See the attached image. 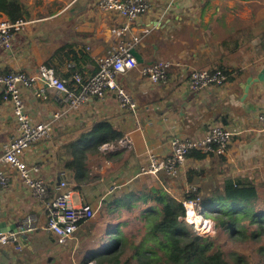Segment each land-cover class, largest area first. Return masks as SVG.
<instances>
[{
    "label": "crops",
    "instance_id": "0c3cea01",
    "mask_svg": "<svg viewBox=\"0 0 264 264\" xmlns=\"http://www.w3.org/2000/svg\"><path fill=\"white\" fill-rule=\"evenodd\" d=\"M56 3L46 17L29 20L11 49L0 47V76L12 70L35 73L48 65L70 85L74 70L84 79L96 74L98 59L108 54L116 38L113 30L121 26L123 18L116 12L100 11L95 0ZM132 29L139 36L134 49L140 62L136 69L120 74L118 82L135 101L134 111L122 109L112 96L90 98L72 110L52 89L47 90V99L36 95L39 84L22 89L31 119L52 123L49 138L22 154V160L34 167L33 174L45 181L52 194L59 181H67L75 204L103 200L115 189L147 180L174 195V178L182 176L180 183L186 188L190 184L185 171L203 170L202 166L212 169L207 174L203 170V176H224L220 183L226 179L264 182V129L256 120L258 112L264 111V0H153ZM157 60H167L171 66L167 79L156 83L143 76L140 67ZM72 62L74 66L68 67ZM214 68L227 74L223 85L189 87L193 69ZM100 121L110 122L121 137L87 153L85 180L75 182L64 168L63 152ZM217 124L235 131L224 155L187 158L175 177L139 174L148 153L163 156L169 151L166 142L171 135L199 139ZM17 131L12 106L0 97V153ZM4 169L9 184L0 188V232L14 228L30 212L37 214L39 225L25 237L22 250L0 246V264L93 263L98 228L87 221L80 223L72 238L59 244L45 227L43 206L19 173L7 166Z\"/></svg>",
    "mask_w": 264,
    "mask_h": 264
},
{
    "label": "built area",
    "instance_id": "2783aa9c",
    "mask_svg": "<svg viewBox=\"0 0 264 264\" xmlns=\"http://www.w3.org/2000/svg\"><path fill=\"white\" fill-rule=\"evenodd\" d=\"M152 1L95 0V5L100 11L116 12L124 21L120 27L113 30L116 36L115 41L108 54L98 59L96 74L87 79L74 70L71 72L69 85L67 79L56 75L54 68L48 65L40 66L35 73L12 70L0 76V97L11 104L18 130L17 134L3 146L0 153V188H6L9 184V175L4 166L18 172L31 195L43 206L46 216L45 227L59 244L72 238L80 223L92 219L96 214V208L85 202L72 203L71 192L65 180L58 182L57 189L55 188L52 194L45 181L33 174L34 167H29L22 160V154L27 148L49 138L52 123L51 121L34 122L31 119L24 106L21 91L39 84L36 95L47 99V90L52 89L60 102L72 110L78 109L90 98L104 99L112 96L122 109L134 111L136 103L130 93L119 84L118 76L138 66L133 50H135L134 45L139 41V36L133 32L132 25L136 18L150 9ZM29 23V20L22 18L11 21L6 17H0V47L11 49L15 36ZM73 66V62L68 64L70 68ZM170 66L171 62L167 60H157L142 65L140 73L152 82H163L168 77L167 71ZM226 79L227 74L218 68L193 69L189 73L188 83L192 90H198L206 86H221ZM256 120L264 129V111L258 112ZM234 134L235 131L232 128L217 124L199 139L178 134L171 135L166 142L169 151L163 156L148 153L146 164L141 166L139 174L152 176L165 174L175 177L190 151L197 150L207 156H222L231 144ZM120 142L123 144V140ZM196 189L197 186H190L185 192L196 191ZM187 203H191L196 212L204 216L198 197L184 200L183 218L186 221ZM38 225L37 214L27 213L20 219L15 230L0 232V246L11 245L16 250H22L26 245L25 237L34 232ZM212 228L213 223L207 231Z\"/></svg>",
    "mask_w": 264,
    "mask_h": 264
},
{
    "label": "trees",
    "instance_id": "16d2710c",
    "mask_svg": "<svg viewBox=\"0 0 264 264\" xmlns=\"http://www.w3.org/2000/svg\"><path fill=\"white\" fill-rule=\"evenodd\" d=\"M1 16L15 21L21 18L30 20L31 14L23 0H0ZM169 72L170 67L167 73ZM120 137L121 134L110 122L100 121L69 143L63 152L65 157L63 165L71 172L72 180L75 182L85 180L87 153L96 152L102 144L116 142ZM205 157L206 154L197 150L187 154V158L192 160H202ZM202 176L203 170L189 168L186 172V181L193 184L195 177ZM200 191V187L197 186L196 191L185 192L183 200L163 188L151 187L150 190L141 193L139 198L144 205L152 202L156 206H151V209L145 208L143 217L149 223L146 241L150 243H146V246L140 249L137 246L136 263L129 258L123 261L118 258L116 252L120 248V240H115L116 237L111 239L115 243L107 244L102 251L92 252L91 257L96 263H101L104 261L102 259L109 256L105 258L109 261L107 264H229L224 258L223 251L214 248V239L204 237L196 231H188L183 222L185 214L183 201L199 197ZM135 194L137 193L132 191L131 195H128ZM257 198V185L253 181L240 183L232 179H226L221 183L211 196L201 198L203 210L211 208L214 211L213 218L219 228L228 231L230 236L241 235L257 244L256 251L260 254L257 262H251L250 257L244 254L234 253L233 264H264V209L256 211L253 209ZM204 217L212 221L210 217L205 215ZM248 226L255 228H251L247 233ZM145 253L148 255L145 256Z\"/></svg>",
    "mask_w": 264,
    "mask_h": 264
},
{
    "label": "rangeland",
    "instance_id": "374dc122",
    "mask_svg": "<svg viewBox=\"0 0 264 264\" xmlns=\"http://www.w3.org/2000/svg\"><path fill=\"white\" fill-rule=\"evenodd\" d=\"M23 1L30 11L31 14L30 20H38L49 15L51 11H54L57 5L56 2H58L59 0H23ZM185 162H187V158ZM185 162L183 164H185ZM201 168L206 171V174L211 172L212 170V169L208 170L204 166H202ZM187 170L185 171V173L187 172ZM214 171L212 172L213 175H214ZM223 178L224 176H221L219 174H216L211 177H207V176H203L200 178L195 177L194 183L190 184L189 187L200 186L201 189V191L199 192L200 198L198 197L200 206H201V198L211 196V194L220 187L221 184L220 182H222L221 179ZM180 179H182V176L178 174L172 181L171 183L173 189L172 193H174V195L173 194L172 195L180 200H183L184 192L188 190L189 187L187 186L185 188L182 185V183H180ZM137 183L133 184L132 186L128 185L127 187H121L115 189L110 195L106 196L103 200L97 199L95 201L89 202L90 205L96 208V214L92 219L88 220L87 222L90 224L91 227L98 228V230H96L95 232V236H96L95 243L98 247L92 250L93 253L102 251L101 249L107 246V244L109 243H115V241L112 242L111 239L113 237L114 238L116 237L115 240L117 241L120 240V244H119L120 248L116 252L118 254V258L121 261L129 258L130 260L136 263L135 252L138 250L137 246L140 249L146 246V243L147 244L150 243L149 241H146V239H148L146 233L149 223L147 219H144L143 215L145 208L151 209V206L154 207L156 205H154L152 202L147 205H144L141 199L139 198V195L143 192L150 190L151 187H157V186L153 184L154 182H152V180H147L144 182L138 181ZM256 185L258 190V198L253 205L254 206L253 209L255 211L264 209V182L259 181ZM132 191L136 192L137 194H135L134 196H130ZM200 208L203 210L202 206ZM203 214L212 219L213 228L210 231L200 232L198 229L194 227V224L187 222L183 218L184 220L183 222H185L188 231L190 232L196 231L204 237L214 239L213 240L214 248H219L223 251L224 258L228 261L229 264H233L232 255L234 253L244 254L245 256L250 257L249 259L251 260V262L252 261L257 262L260 254L256 251L257 244L254 241L249 240L247 239V237H243L241 235L230 236L228 231L224 230L223 228H219L218 224L213 218V215L215 213L211 208H207L205 211L203 210ZM195 217H199V216H195ZM251 228H255V227L248 226L246 228V232L249 233ZM103 242L105 243L103 244ZM104 250L105 249H103V251ZM147 255L148 253H145V256ZM108 257L109 256H106L105 258ZM105 258L102 259L104 261L103 262L101 261V263L100 262L96 263V261H94L91 264L109 263V261H106Z\"/></svg>",
    "mask_w": 264,
    "mask_h": 264
},
{
    "label": "bare ground",
    "instance_id": "6f19581e",
    "mask_svg": "<svg viewBox=\"0 0 264 264\" xmlns=\"http://www.w3.org/2000/svg\"><path fill=\"white\" fill-rule=\"evenodd\" d=\"M186 208L188 213L187 222H191V224H194V227L198 229L200 232L207 231L208 229H210L213 221L198 214L191 203H187ZM195 216H199V217H195Z\"/></svg>",
    "mask_w": 264,
    "mask_h": 264
},
{
    "label": "water",
    "instance_id": "95a60500",
    "mask_svg": "<svg viewBox=\"0 0 264 264\" xmlns=\"http://www.w3.org/2000/svg\"><path fill=\"white\" fill-rule=\"evenodd\" d=\"M133 54H134V56H135L137 62H138V61L140 62V60H139L138 57H137V53L135 52V50H133ZM17 225H18V223L16 224V226H15L14 228L7 229L6 231H8V230H12V229L15 230V228L17 227Z\"/></svg>",
    "mask_w": 264,
    "mask_h": 264
}]
</instances>
